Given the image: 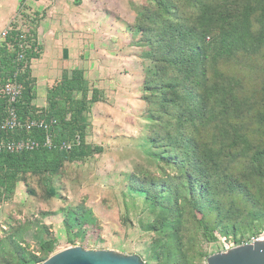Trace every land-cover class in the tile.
I'll use <instances>...</instances> for the list:
<instances>
[{
	"label": "trees",
	"instance_id": "16d2710c",
	"mask_svg": "<svg viewBox=\"0 0 264 264\" xmlns=\"http://www.w3.org/2000/svg\"><path fill=\"white\" fill-rule=\"evenodd\" d=\"M24 2L21 0V6ZM81 2L73 0L75 6ZM150 3L138 17L137 28L149 33L147 42L152 47L155 68L159 72L170 70L173 75H181V79L174 77L156 87L147 77L143 79V89L152 95L149 108L157 105L160 112L154 115L153 124L162 122L161 133L151 138L149 132L148 142L163 148L156 157L163 165L159 171L163 172L165 167L173 170L174 175L157 180L138 169L127 177V193L140 196L153 216L146 229L157 236L153 246L155 259L160 264H186L180 234L188 233L190 224L206 241H214L215 232L236 238L238 225L264 221L261 201L250 195L253 186L264 184V142L252 147L248 138L256 137L258 131L231 119L227 123L225 119L230 113L237 115L239 108L247 104L248 96L259 95L261 111L256 112L252 124H259L258 135L264 141V84L255 94L246 95L244 77L255 70L251 61L253 52L264 48V0H151ZM9 27L0 46V71L4 80L15 76L21 86L15 106L17 116L23 121H56L46 132L31 131L10 137L43 141L50 135L59 143L78 136L80 143L70 151L40 148L20 154L0 153V203L10 199L16 183L26 174H56L65 163L81 164L84 159L102 154L101 148L84 141L81 114L96 101V94L92 92L91 99H87L83 74L63 72L60 80L46 90V108L36 109L32 105L34 80L29 66L40 57L41 49H37L34 30L26 34L15 23ZM215 63L228 67V72L215 70ZM213 74L217 83H210ZM181 82H185L182 87L187 86V93L185 100L176 106L166 96L169 91L178 96ZM76 94H80V99L74 98ZM3 109L4 101L0 100V118ZM222 113L224 119L216 122ZM151 128L152 125L149 131ZM248 151H252L250 159L246 156ZM239 152L241 164L230 169L239 160L231 158ZM48 190L52 192L51 188ZM227 196L229 201L225 203ZM73 212H67L69 218L65 215L63 223L68 233L81 226L83 214L89 215L83 207ZM259 231L248 234L242 241ZM13 247L15 260L5 264H41L53 251V244L47 243L41 248L43 257H36Z\"/></svg>",
	"mask_w": 264,
	"mask_h": 264
},
{
	"label": "rangeland",
	"instance_id": "374dc122",
	"mask_svg": "<svg viewBox=\"0 0 264 264\" xmlns=\"http://www.w3.org/2000/svg\"><path fill=\"white\" fill-rule=\"evenodd\" d=\"M150 2L151 0H82L79 6H75L73 0H25L24 6H21V0H0V31L7 28L10 23H15L21 33L28 34L33 30L36 32L37 28L40 29V21L46 18L53 24L57 21L63 24L73 22L75 25L85 22L86 35H95V38L102 36L107 41L111 36L114 37V34L117 35L116 37L123 42L124 48H122L125 51L127 49L128 55L139 64L142 81L137 107L122 111L121 119H117L114 124L103 116V113H107L110 117L106 110H110L113 100L98 105L99 111L91 110L88 115L86 114L88 142L95 143L100 138L102 155L87 158L81 164L65 163L56 174H26L16 183L10 199L1 201L0 264L15 260L13 246L18 247L17 249L25 255L43 257L41 248L47 243L53 244L50 256L70 247L82 246L85 250H112L122 255H136L145 264H160L153 255L157 236L146 229V226L152 223L153 216L140 196H131L127 193V177L138 169H142L145 175L157 180L174 175L173 170L165 167L163 172L159 171V167L163 165L156 157L162 153L163 148H156L148 142L149 132L151 138L161 133L162 122L153 124L154 115L158 116L160 112L158 113L157 105L149 108L148 103L152 95L151 91L143 89V79L147 77L153 87L174 77L181 79V75L176 72L175 76L170 70L159 72L155 68L152 47L147 42L149 33L140 31L142 29L140 27L137 28V19L144 9L150 7ZM53 6H57L62 11L60 10L59 13L56 9L58 14L52 13ZM67 9L69 11L66 12ZM64 18L67 20L65 21ZM96 25L100 26L98 31H95ZM156 29L158 28L155 27V35L158 34ZM75 31L68 29V34L78 37L79 33ZM37 45L39 49L38 42ZM252 55L251 61L255 70L249 77L244 75L247 83L246 95L255 94L264 84V48L255 50ZM214 67L217 71L228 72V67H222L220 63H215ZM213 76L210 77V83L217 80L216 75ZM183 83L185 82L179 85L178 96L173 95V91H169L166 96L174 101L176 106L185 100L187 86L183 88ZM249 88L254 90L250 91ZM123 93L122 105L129 108L128 89H124ZM247 99V104L239 108L237 115L233 116L230 113L225 119L227 123L231 119L233 123L239 122L249 128L253 126L259 134L261 131L259 124H252L256 112L261 111L258 104L259 95H250ZM96 113L99 114L96 120L101 116V120L104 121L101 136H97V130L92 133L94 127L98 128V124L94 122ZM223 119L222 113L216 122ZM164 121H167V118H164ZM104 132L109 135L105 136ZM258 134L256 137L247 136L252 147L260 146L261 142H264ZM258 143L259 145H256ZM246 156L250 159L252 151L246 152ZM231 159L239 160L230 165V169H236L242 162L240 152L234 154ZM49 188L52 192L48 190ZM250 191L253 198L261 201L260 208L264 213V184L253 186ZM228 201L227 196L225 203ZM82 207L89 212V215L83 214L81 226L73 227L71 233H68L63 224L65 215L68 220V211L74 213V209ZM208 220L212 221V217ZM189 228L188 233L180 234L184 239L186 264H206L207 257L224 252L226 245L233 243L239 245L248 234L264 230V221L238 225L236 238L231 234L225 236L215 232L214 241H206L193 225L190 224ZM240 231L243 233L241 234ZM70 239L72 243L69 242Z\"/></svg>",
	"mask_w": 264,
	"mask_h": 264
},
{
	"label": "crops",
	"instance_id": "0c3cea01",
	"mask_svg": "<svg viewBox=\"0 0 264 264\" xmlns=\"http://www.w3.org/2000/svg\"><path fill=\"white\" fill-rule=\"evenodd\" d=\"M56 9L59 10V13L60 10L62 11L57 6H53L51 9L52 13L58 14ZM68 16L70 17V15ZM54 17L56 18L55 15ZM77 18L79 19L78 15ZM48 21L49 19L46 20V18L43 21L41 20L40 29L37 28L35 32L41 51L40 57L32 60L29 66L30 77L34 80L35 98L32 101V105L38 110H44L47 106L45 100L46 90L60 80L63 72L70 75L72 71H80L83 74L84 89H87V99H91L92 92L96 94V101L90 103L87 112L85 111L81 114L85 125L84 141L92 147L101 148L103 154V148L99 145L100 138L95 143L88 142L86 114L88 115L91 110L99 111L98 105L113 100V106L110 105V110H106L109 112L110 117L107 116V113H103L105 119L113 123L117 119H121L122 111L135 109L139 103L138 94L142 85L138 69L139 64L136 60H133L132 56L128 55L127 49L126 51L123 49V42L115 34L114 37L111 36V39L107 41L102 36L95 38V35H86L85 22L75 25L73 22L71 24H63L57 21L53 24ZM99 27L96 25L95 31H98ZM68 29H71L72 32L76 30L75 32L79 33L78 37L71 35V33L68 34ZM79 30H82V32ZM124 89H128L130 96L127 97V100L129 98L128 101H130L129 108L122 105L121 99L124 96ZM74 98L80 99V94H76ZM98 115L97 113L94 115V122L98 124V128L94 127L92 133L94 134L95 130H97V136H101L102 123L104 121L101 120V116L96 120ZM103 134L105 136L109 135L107 132ZM84 161L86 159L82 163Z\"/></svg>",
	"mask_w": 264,
	"mask_h": 264
},
{
	"label": "built area",
	"instance_id": "2783aa9c",
	"mask_svg": "<svg viewBox=\"0 0 264 264\" xmlns=\"http://www.w3.org/2000/svg\"><path fill=\"white\" fill-rule=\"evenodd\" d=\"M9 30L10 27H7L0 31V46L8 35ZM21 58L22 56L19 55L18 60H21ZM20 96L21 86L16 82L15 76L4 80L0 71V100L4 101V109L0 118V153L20 154L33 152L40 148L70 151L73 147L79 145L80 141L78 136L59 143H55L50 135H47L43 141H37L30 137L19 139L11 138L10 135L29 133L31 131L46 132L56 124V121L53 119L49 121L43 119L21 120L17 116L15 107ZM256 242H264V230L255 233L239 245H235L234 243L226 245L224 252L242 245H253Z\"/></svg>",
	"mask_w": 264,
	"mask_h": 264
},
{
	"label": "water",
	"instance_id": "95a60500",
	"mask_svg": "<svg viewBox=\"0 0 264 264\" xmlns=\"http://www.w3.org/2000/svg\"><path fill=\"white\" fill-rule=\"evenodd\" d=\"M41 264H144L136 255L112 250H85L70 247L49 256ZM206 264H264V242L242 245L210 255Z\"/></svg>",
	"mask_w": 264,
	"mask_h": 264
}]
</instances>
